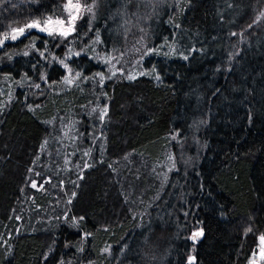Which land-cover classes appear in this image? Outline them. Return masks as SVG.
I'll list each match as a JSON object with an SVG mask.
<instances>
[{
	"label": "trees",
	"instance_id": "trees-1",
	"mask_svg": "<svg viewBox=\"0 0 264 264\" xmlns=\"http://www.w3.org/2000/svg\"><path fill=\"white\" fill-rule=\"evenodd\" d=\"M67 1L0 0V38ZM89 2L0 45V264H248L264 0Z\"/></svg>",
	"mask_w": 264,
	"mask_h": 264
},
{
	"label": "snow or ice",
	"instance_id": "snow-or-ice-1",
	"mask_svg": "<svg viewBox=\"0 0 264 264\" xmlns=\"http://www.w3.org/2000/svg\"><path fill=\"white\" fill-rule=\"evenodd\" d=\"M65 7L69 8V9H75V11L77 13H79V11L81 9V5L79 3L73 4L72 0H68V4ZM87 10L91 11V8H88ZM76 19H77V16L73 15L70 12L69 17H68L67 27L64 26L65 25V21L64 20L58 19V20L53 21L51 18H49L46 21V25H59L60 26L59 29H58L59 34L66 37L72 31L75 30L74 29V22H75ZM32 28H39L41 31L48 32L49 35H52L54 32L57 31V29L54 28V27H50V26L41 27V24H40L39 21H32V22L26 23L23 27L13 28L10 33H4L3 37L0 38V45H3V43L6 40H8V39L16 40L19 36H21V35H23L25 33L26 29H32ZM77 55H78V53H77ZM65 67H67V65H65ZM79 75L80 74L77 73V76H79ZM97 75L101 76V80L103 79V74L98 73ZM65 80L69 84L72 83V80L69 79L68 77H65ZM104 111L106 113V109ZM101 118H103V117H101ZM32 186L36 187V184H33ZM200 235H202V232H196V233L193 234L192 239L195 240ZM260 239H261L262 242H264V236H261Z\"/></svg>",
	"mask_w": 264,
	"mask_h": 264
},
{
	"label": "rangeland",
	"instance_id": "rangeland-1",
	"mask_svg": "<svg viewBox=\"0 0 264 264\" xmlns=\"http://www.w3.org/2000/svg\"><path fill=\"white\" fill-rule=\"evenodd\" d=\"M72 3H79L81 5V9L79 11V13H77L75 11V9H69L66 8L65 6L68 4V1L62 6L61 11L59 12V14L54 15V16H48L47 18H45V20L41 23V27H45V26H50V27H54L57 29L56 32L54 33H58L59 34V25H46V21L51 18L53 21L61 19L65 21V27H67V22H68V17L70 12L73 15L77 16V19L74 22V28L76 26L77 21H79L83 16L91 13L92 11V3L89 2V0H72ZM91 8V11H88L87 9ZM46 32V31H45ZM108 62L110 63V70L112 71L111 73H114L117 71V65H116V61H114L112 58L108 59ZM129 72H131V76H137L142 74H145V71H143L142 69L139 70L138 67L132 68L129 70ZM128 76V74H127ZM129 77V76H128ZM263 259H264V242L261 241V239L259 238L258 240V246L256 249V252H253L250 256V259L248 261V264H263Z\"/></svg>",
	"mask_w": 264,
	"mask_h": 264
}]
</instances>
